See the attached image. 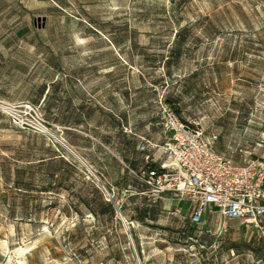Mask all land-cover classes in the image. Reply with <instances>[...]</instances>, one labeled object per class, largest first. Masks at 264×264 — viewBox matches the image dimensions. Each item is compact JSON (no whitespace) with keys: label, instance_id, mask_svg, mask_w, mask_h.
Listing matches in <instances>:
<instances>
[{"label":"rangeland","instance_id":"rangeland-1","mask_svg":"<svg viewBox=\"0 0 264 264\" xmlns=\"http://www.w3.org/2000/svg\"><path fill=\"white\" fill-rule=\"evenodd\" d=\"M162 103L264 165V0H0V264H264L254 225L210 209L192 225L145 188ZM49 146L75 170L11 190Z\"/></svg>","mask_w":264,"mask_h":264},{"label":"built area","instance_id":"built-area-1","mask_svg":"<svg viewBox=\"0 0 264 264\" xmlns=\"http://www.w3.org/2000/svg\"><path fill=\"white\" fill-rule=\"evenodd\" d=\"M160 107L162 141L150 160L156 167L141 172L148 192L184 199L192 225L201 224L210 209L223 223L254 225L264 240V165L233 163L214 149L216 135L184 122L166 104Z\"/></svg>","mask_w":264,"mask_h":264},{"label":"trees","instance_id":"trees-1","mask_svg":"<svg viewBox=\"0 0 264 264\" xmlns=\"http://www.w3.org/2000/svg\"><path fill=\"white\" fill-rule=\"evenodd\" d=\"M173 51L171 52V57H174ZM47 97H48V94L46 95V99H48ZM168 103H170V102H168ZM169 108L174 110L175 113L178 115V112L175 108H173L172 106H170ZM49 149L51 151V156H48L46 158H37V159L29 162L28 164L19 167V169L15 170L16 179L13 182V186L10 188L11 190L12 189L20 190V188L18 186L24 185V184L28 185V183L23 182L22 171H25V170H28L29 172L31 170L43 171V173H42L43 175H50L49 170L53 166H61L63 168V170H62L63 175L67 174L69 171L75 170V166L72 163H70L69 161L65 160L63 157H61L51 146H49ZM1 167H2V170L4 173L6 171L5 164L1 165ZM155 167L156 166L153 163H148L145 170H149V169H152ZM42 189H43V191H45L46 188H42ZM91 190H92V193L95 197V207L104 208V212L108 213L109 215H113L114 214V208H113L112 203L110 201L104 200V198L100 194L98 188L95 187L94 185H91ZM86 207H89V210L92 213H94L96 215L98 214L97 211L95 210V208H92L89 204H87ZM151 211H152L151 209L146 210L145 216L141 219V221H143V219L146 217L151 219L153 217L152 216L153 214Z\"/></svg>","mask_w":264,"mask_h":264},{"label":"water","instance_id":"water-1","mask_svg":"<svg viewBox=\"0 0 264 264\" xmlns=\"http://www.w3.org/2000/svg\"><path fill=\"white\" fill-rule=\"evenodd\" d=\"M62 144L75 158H77L81 163H83L84 166L87 168V171L95 177V175L92 173L90 168L86 166V164L82 161V159L69 146H67L65 143H62ZM97 184H98V186H101L105 190V187L103 186V184L98 179H97ZM107 195L109 196L108 192H107ZM107 201H110V200H107ZM126 230H127V228H126ZM126 232L128 234V231H126Z\"/></svg>","mask_w":264,"mask_h":264},{"label":"bare ground","instance_id":"bare-ground-1","mask_svg":"<svg viewBox=\"0 0 264 264\" xmlns=\"http://www.w3.org/2000/svg\"><path fill=\"white\" fill-rule=\"evenodd\" d=\"M104 191L107 193L106 189Z\"/></svg>","mask_w":264,"mask_h":264}]
</instances>
